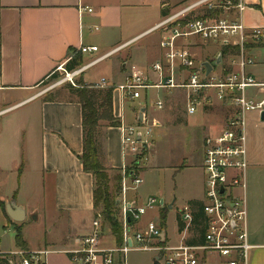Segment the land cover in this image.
<instances>
[{
    "label": "crops",
    "instance_id": "crops-1",
    "mask_svg": "<svg viewBox=\"0 0 264 264\" xmlns=\"http://www.w3.org/2000/svg\"><path fill=\"white\" fill-rule=\"evenodd\" d=\"M166 3L168 2L164 0H0V188L9 184L15 187L11 196L4 199L0 197V208L4 211L3 204L6 217L11 219L6 205L12 202L17 207H22L25 210L23 222H26L37 206L24 202L21 189L39 187L51 190L52 213L59 217L67 216L70 223L63 238L64 243L51 242L44 248H31L24 237L28 250L46 248L53 251L47 258V264H76L63 250L78 247L81 237L92 230L95 209L94 179L91 173L84 171L79 158L83 152L82 106L78 97L71 93L70 87L63 95V90L61 93H49L50 88L43 89L42 85L58 73L56 69L60 66L68 68L76 59L80 65L75 67L79 68L124 46L113 54H116L114 59L108 61L110 57H107L75 78L76 83L84 85H97L105 79V88H113V114L119 125L102 128L100 158L107 167L122 169L123 175L124 167L134 158L123 153L122 125L135 124L144 108V121L147 124L155 123V128L162 126L157 119L149 121L147 102L139 103V109H136L135 102L143 94L147 96L150 89L169 90L153 87L143 91L140 98L130 99L119 86L125 82L132 65L146 71L156 81L157 77L151 73V66L162 55L159 46L161 34L160 31H150L165 16L180 9L172 11L167 8ZM244 3V25L250 29L264 30V0H244ZM82 5L92 8V12L82 11ZM148 6H158L159 18L143 25L135 15L138 10ZM223 14L234 16L235 12ZM152 33H157L155 39L151 38L131 47L138 42L137 39H147ZM251 44L247 53L252 64L247 65L246 71L258 83L264 84V34ZM81 45L97 46L98 51L91 55L79 53L77 50ZM102 45L108 50L99 54ZM193 48L194 46L191 51ZM102 63H105L104 71L94 72V67ZM229 63L227 56V60L219 65L220 69H231ZM234 68L237 69L236 66ZM254 88L258 89L257 93L247 92V95L261 99L263 90ZM157 99L162 97L158 95L155 101ZM128 102L132 109L130 115L126 109ZM17 109L21 111L9 117ZM261 113L248 115L245 128L249 162L246 182L247 223L249 242L253 246L250 264H264V121H261ZM222 121L223 118L221 125ZM130 189L124 196L123 190L121 191L120 208L123 199L128 204L141 205L139 191L135 189L136 192L129 193ZM187 199L186 205L196 200L203 202L199 197ZM174 201L170 204L172 208ZM191 208L194 211L192 206ZM39 215H35L34 220L42 219V211ZM23 222L12 220L10 223L15 229L20 226L23 233ZM146 225L137 221L132 223L131 230L133 233L143 231ZM165 233L168 239L167 232ZM188 240H192V237H188ZM101 247L108 248L104 242H101ZM16 248L15 242L13 248L0 251Z\"/></svg>",
    "mask_w": 264,
    "mask_h": 264
},
{
    "label": "built area",
    "instance_id": "built-area-1",
    "mask_svg": "<svg viewBox=\"0 0 264 264\" xmlns=\"http://www.w3.org/2000/svg\"><path fill=\"white\" fill-rule=\"evenodd\" d=\"M205 8L221 10L222 14L235 12L234 16L197 17L196 11ZM244 0H195L165 16L150 32L160 31L161 58L151 66L150 74L132 65L125 82L119 86L130 99H138L143 91L149 88L186 90L187 111L195 114L198 107H218L222 113V125L219 130L204 139V201L205 231L202 242L190 244L188 237L199 239V232L193 229V210L190 205L180 209L183 229L181 241L169 244L162 233L165 231L154 221H149L143 231L131 230L132 221L136 223L156 204L163 208L165 203L155 197H149L143 205H131L123 199L120 208V221L123 228V245L112 248L101 247V236L104 227L99 215L92 222V230L81 237L79 246L63 250L76 264H115L121 257L126 264V255L131 249L156 251L160 264H206L211 254L215 255L218 264H250V253L253 246L249 242L246 203V182L248 147L246 138L247 114L250 111H264V84L246 71L252 64L251 57L246 55L248 44L257 42L264 30L247 28L242 22ZM82 11L92 12V8L81 6ZM193 14H195L193 16ZM197 41V42H196ZM201 43H215L222 46H237L239 55H229L230 68L206 73L198 62L192 47ZM203 41V42H202ZM124 46L101 55L82 67L67 70L64 66L56 69L63 73V80L76 86L75 78L84 70L110 57ZM98 51L97 46L81 45L77 52L92 54ZM75 56V55H73ZM72 57H70L71 59ZM222 64V63H221ZM220 64V65H221ZM237 67L235 69L234 67ZM55 71V72H56ZM57 83V84H58ZM56 84V85H57ZM96 87L105 88L107 83L102 79ZM54 87V86H53ZM258 87L263 90V97L257 100L247 95V89ZM155 104L163 107L162 99ZM156 124L137 121L132 125H122L123 153L134 159L146 157V152L153 145V130ZM123 169V196L131 188L130 183L139 185L142 178L138 173L127 175ZM166 232V231H165ZM131 239V245L128 240ZM137 244V247L135 245ZM51 249L28 250L16 248L0 251V264H47Z\"/></svg>",
    "mask_w": 264,
    "mask_h": 264
},
{
    "label": "rangeland",
    "instance_id": "rangeland-1",
    "mask_svg": "<svg viewBox=\"0 0 264 264\" xmlns=\"http://www.w3.org/2000/svg\"><path fill=\"white\" fill-rule=\"evenodd\" d=\"M164 1L168 2L166 3L168 4L167 8L174 11L175 9L186 6L195 0ZM202 9L205 8L203 7L201 10ZM141 10H138V14L135 16L136 18H140L143 25L144 23H147V21L149 22L159 18L158 6H148L142 11ZM156 37L157 33H152L147 39L139 38L136 40L138 42L134 43L131 47L140 45L146 42V40L151 38L155 39ZM249 45L250 44H248V46ZM221 46L222 45L219 43L199 42L194 46L192 52L198 62L206 60L213 62L221 53ZM107 50L108 48H105V46L102 45L99 54ZM247 52L248 51H246V55L249 56ZM115 57L116 54L110 56L108 61ZM225 59L227 60V57L222 59V61L224 62ZM104 65L105 63L99 64L94 67L93 71L96 73L104 71ZM219 69V65L215 67V71H218ZM57 75L58 77L55 80L46 81L42 87H44L43 89L50 88L49 93L52 91L61 93V90H63L64 95L67 93L66 89L74 85L70 82L58 83L63 80L64 76L62 72H58ZM257 91V88L251 87L248 88L247 92L249 94H254L257 93ZM158 95L164 100V106L161 108L154 103ZM145 102H147V109L150 112L149 121L157 119L161 122L162 126L154 128L153 145L146 152V157L143 158V156H141V158H138L137 166L135 167L138 175L142 178V182L139 185H136L130 183L131 180H128V184L131 187V189L129 188V193L138 190L140 195L139 203L141 205L146 203L149 196L155 197L159 201H164L165 206L163 208H160L159 204L149 208L139 222L141 225H146L148 221L153 220L160 225L162 217L165 216V231L167 232L168 237L167 241L169 244H178L181 241L182 236L179 231L180 222H182L180 209L188 203L187 198L199 197V200L204 201L205 176L202 167L204 139L208 134L219 129L222 115L217 106L214 108L205 106L198 107L195 114H189L187 111L186 90L183 88L171 89V91L169 90L168 92L150 89L147 96L146 94H143L142 98L135 102L136 109L140 108L139 103L144 104ZM126 109L127 114L130 115V111L132 110L130 108V102H128ZM19 111H21V109L13 111L9 117L16 115ZM252 113L258 115L260 112L258 110L250 111L247 116ZM248 129L249 125L247 122V130ZM156 165L158 167L153 168V166ZM132 167L133 166L130 168ZM130 168H127L126 170H130ZM113 174L114 172H111V175ZM29 188H22L20 193L23 195L24 202H31L37 206V208L34 214L32 216L29 215L27 221L22 223V225H24L22 233L23 238L25 237V240L31 248H44L49 243H57L58 241L63 244V238H65L66 232L70 226L67 216L63 215L59 217L55 213H52V201L50 198L51 190L46 191L39 187L36 189ZM14 190L15 187H12L10 184L3 185L0 188V197L4 199V197L8 195L11 196ZM121 197L122 195L120 198ZM173 201L175 204L171 209L169 208V205L173 203ZM40 211H42L43 214L42 219L34 220V216H38ZM96 213H100V211L94 213L93 219H95ZM15 235L16 229L12 226V223L8 222V218L0 208V249L8 250L11 247L13 248L15 245ZM110 235L111 231L106 226L101 236V242H104V245L108 248L116 246L115 240L113 241L114 238H111ZM108 239H110V241ZM135 247H137V244ZM156 256V251L139 250L136 248L131 249L126 255V264H155L154 259ZM206 264H218L215 255L211 254Z\"/></svg>",
    "mask_w": 264,
    "mask_h": 264
},
{
    "label": "trees",
    "instance_id": "trees-1",
    "mask_svg": "<svg viewBox=\"0 0 264 264\" xmlns=\"http://www.w3.org/2000/svg\"><path fill=\"white\" fill-rule=\"evenodd\" d=\"M183 4V3H182ZM165 14V13H164ZM222 14L221 10L202 9L196 16L201 17H219ZM195 14H193L194 16ZM222 59L229 55H239L240 49L237 46H223L221 49ZM74 60V59H73ZM79 62L75 59L72 64L66 68L67 70L75 69ZM75 67V68H74ZM58 77L57 73L53 75L49 81H53ZM71 93L76 95L82 106V126H83V152L79 155L84 171L92 174L94 179L93 187V202L96 217H102V224L111 231L116 246H122L123 228L120 221V196L122 191L123 175L121 170L107 167L100 158V141L102 135V128L119 125V121L113 114V88H100L95 85L78 84L70 87ZM49 97V96H48ZM105 122V124H102ZM141 158V157H140ZM138 158L133 159L127 166L130 170L127 175L137 173ZM111 172H114L111 175ZM193 207V229L199 232L201 237L199 239H192L190 244H197L202 242V236L205 231V215L203 212V202L193 201L190 203ZM4 211L5 207L2 204ZM166 209V208H165ZM167 210V209H166ZM166 212V211H165ZM99 214V215H98ZM95 217V218H96ZM9 222H12L9 219ZM133 223V221H132ZM162 229H166L165 216L160 222ZM183 229V224L180 222V232ZM15 242L18 248L27 249V244L22 235V228L16 227ZM115 264H122L121 257L116 259Z\"/></svg>",
    "mask_w": 264,
    "mask_h": 264
},
{
    "label": "water",
    "instance_id": "water-1",
    "mask_svg": "<svg viewBox=\"0 0 264 264\" xmlns=\"http://www.w3.org/2000/svg\"><path fill=\"white\" fill-rule=\"evenodd\" d=\"M222 63V54L220 53L217 56V59L213 62H209V61H203L201 63V65L205 68L206 73L209 74L211 71L214 70V68L218 65H220ZM145 109L143 108L141 110V114L139 117V121H143V113H144ZM261 121H264V111H262L261 113ZM169 208H172V205H169ZM7 214L9 215V217L15 221V222H23L24 218H25V210L22 207H17L14 203L10 202L7 204ZM162 237H165V231L162 233ZM129 244L131 245L132 240L129 239L128 240ZM154 263L155 264H160V257L159 255L156 256V258L154 259Z\"/></svg>",
    "mask_w": 264,
    "mask_h": 264
}]
</instances>
